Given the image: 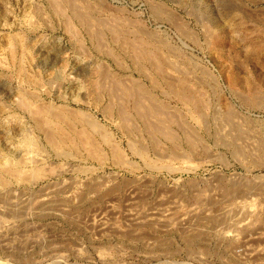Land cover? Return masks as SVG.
I'll use <instances>...</instances> for the list:
<instances>
[{
	"label": "rangeland",
	"instance_id": "obj_1",
	"mask_svg": "<svg viewBox=\"0 0 264 264\" xmlns=\"http://www.w3.org/2000/svg\"><path fill=\"white\" fill-rule=\"evenodd\" d=\"M230 105L264 121V0H0V264H264Z\"/></svg>",
	"mask_w": 264,
	"mask_h": 264
},
{
	"label": "bare ground",
	"instance_id": "obj_2",
	"mask_svg": "<svg viewBox=\"0 0 264 264\" xmlns=\"http://www.w3.org/2000/svg\"><path fill=\"white\" fill-rule=\"evenodd\" d=\"M155 9V8H154ZM68 10V9H67ZM106 23V22H105ZM96 31V30H95ZM78 32V31H77ZM183 35V34H182ZM208 41V40H207ZM258 43V42H257ZM261 44V43H260ZM255 45V44H254ZM259 45V44H258ZM252 46V45H251ZM251 46H250V48H251ZM249 47V46H248ZM258 48V47H257ZM253 50H254V48H252ZM133 50V49H132ZM135 50V49H134ZM257 50H259V49H257ZM249 51H250V49H249ZM248 51V52H249ZM255 52V51H254ZM257 53H258V51H256ZM99 54V53H98ZM260 54V53H259ZM263 58V57H262ZM231 75V74H230ZM29 77V76H28ZM100 77V76H99ZM228 77H230V76H228ZM231 77H232V75H231ZM235 77V76H234ZM225 79V78H224ZM231 79V78H230ZM236 80H237V78H236ZM245 80V79H244ZM243 80V81H244ZM228 81V80H227ZM235 81V80H234ZM229 82H230V80H229ZM232 82V81H231ZM234 83V82H233ZM239 84H241V83H239ZM244 84V83H243ZM232 85V84H231ZM234 86V85H233ZM242 87H244V86H242ZM125 89V88H124ZM245 89V88H244ZM120 90V89H119ZM129 90V89H128ZM230 90V89H229ZM126 93V92H125ZM129 93V92H128ZM127 93V95H131V94H128ZM21 94V93H20ZM134 95V94H133ZM132 96V95H131ZM130 96V97H131ZM21 98V97H20ZM24 98V97H23ZM25 99V98H24ZM24 99H21V100H19L20 102H19V104H20V106H27V104L26 103H28V102H26V100H24ZM132 99V98H131ZM145 99V98H144ZM185 101H186V99H185ZM263 101V100H262ZM134 103L136 102V101H133ZM149 102V101H148ZM191 102V101H190ZM229 103V102H228ZM18 104V105H19ZM227 104V103H226ZM225 104V105H226ZM230 104V103H229ZM29 105V104H28ZM135 105V104H134ZM140 104H138V100H137V102H136V105H135V107L137 108V109H141L144 105H142V107H141V105L139 106ZM148 105V104H147ZM132 106H133V104H132ZM149 106V105H148ZM29 107L30 106H28L27 108L29 109ZM151 107L152 108H154L155 106L153 105H151ZM157 107V106H156ZM27 108H26V110H27ZM42 108H44V107H42ZM47 108V107H46ZM50 106H49V108H47V110H46V112L47 111H49L50 110ZM133 108H134V106H133ZM151 108V109H152ZM38 109H39V107H38ZM38 109H36V111L38 110ZM135 109V108H134ZM133 109V110H134ZM143 109V108H142ZM145 109H146V107H145ZM145 109H144V111H145ZM33 110V109H32ZM41 110V109H40ZM40 110H38L39 112H41ZM45 110H43V111H45ZM147 110V109H146ZM155 110V109H154ZM37 111V112H38ZM122 111H123V109H122ZM135 112H136V110H134ZM151 111H153V109L151 110ZM158 111V110H157ZM160 111V110H159ZM159 111L158 112H155V113H158L159 114ZM46 112H43V113H46ZM138 112L139 113H141V112H143V110H138ZM146 112H148V111H146ZM146 112L144 113V114H146ZM154 112V111H153ZM152 112V113H153ZM215 112V111H214ZM246 112H247V110H246ZM36 113V112H35ZM34 113V114H35ZM66 113V112H65ZM73 113V112H72ZM121 114H122V112H120ZM119 113V114H120ZM124 113V112H123ZM154 113V114H155ZM225 113V112H224ZM264 113V112H263ZM30 114V113H29ZM70 114L71 113H69V116H70ZM78 114V115H77ZM77 114H75L74 116L76 117V115H77V117L78 116H83L84 114H82V113H77ZM136 114V113H135ZM138 114V113H137ZM148 114V113H147ZM153 114V115H154ZM243 114V113H242ZM241 113H239L238 111H236V110H234V108L230 105V106H227V109H226V113H225V116L223 115L222 116V119H224V122H226L229 126H231V128H234V129H237L239 132H241V131H244L245 133L246 132H250V133H253V134H255L256 136H258L259 137V139L262 141V144H264V121H258V119L257 120H254V119H251V118H249V117H245V116H243ZM254 114V113H253ZM56 115L58 116V114L56 113ZM56 115H53L54 117H56L57 118V116ZM123 115V114H122ZM125 115V114H124ZM139 116L141 115V114H138ZM149 115V114H148ZM156 115V114H155ZM35 116V115H34ZM40 116V115H39ZM46 116H47V114H46ZM87 116V115H86ZM137 116V115H136ZM142 116H143V114H142ZM158 116H160V115H158ZM161 116H162V113H161ZM49 117V116H48ZM51 117V116H50ZM53 117V118H54ZM71 117H73L72 115H71ZM129 117V116H128ZM141 117V116H140ZM176 117V116H175ZM34 118V117H33ZM32 118V119H33ZM61 118H62V116H61ZM64 118H67V117H64ZM81 118V117H80ZM89 118V117H88ZM122 118V117H121ZM146 118V117H145ZM151 118H153L152 116H151ZM155 118H156V116H155ZM160 118V117H159ZM42 119V118H41ZM72 119V118H71ZM82 119V118H81ZM87 118H85V116H84V120L83 121H85V123L89 126V124H90V126L91 127H97V125L96 124H94V123H92V121L89 123V122H87V120H86ZM147 119V118H146ZM68 120V119H67ZM76 120V119H75ZM121 120H124V119H121ZM143 120V119H142ZM35 121H39V120H35ZM34 121V122H35ZM40 121H42V120H40ZM39 121V122H40ZM49 121V120H48ZM56 121H59V120H56ZM77 121V120H76ZM154 121V120H153ZM47 122V121H46ZM62 122V121H61ZM79 122V121H78ZM94 122V121H93ZM121 122H125V121H121ZM148 122H150V121H148ZM159 122V121H158ZM175 122V121H174ZM42 123H45L44 121H42ZM89 123V124H88ZM161 123V122H160ZM221 123V122H220ZM35 124H37L36 122H35ZM49 124V123H48ZM64 124H65V122H64ZM148 124V123H147ZM205 124V123H204ZM38 125H40V124H38ZM50 125V124H49ZM96 125V126H95ZM149 125H152V122L149 124ZM43 126V125H42ZM89 126V127H90ZM122 126V125H121ZM127 126H130V125H127ZM39 127H41V126H39ZM99 127V126H98ZM97 127V128H98ZM154 127H156V126H154ZM42 128H44V127H42ZM42 128H38L39 130H42ZM46 128L48 129V127H47V125H46ZM124 128V127H123ZM131 128V127H130ZM146 128V127H145ZM151 128H153V126H151ZM150 128V129H151ZM73 129V128H72ZM94 129V128H93ZM125 130L127 129V128H124ZM147 129V128H146ZM154 129V128H153ZM152 129V130H153ZM156 129H158L159 130V128H156ZM74 130V129H73ZM166 130V129H165ZM58 131V130H57ZM56 131V132H57ZM171 131V130H170ZM42 132V131H41ZM53 132V131H52ZM124 132V131H123ZM126 132H127V130H126ZM235 132V131H234ZM243 132V133H244ZM127 133H129L130 134V132H127ZM242 133V132H241ZM52 135L53 134H51L49 131H44V133H43V136H44V140L46 141V143H48V144H50V145H52V146H56V145H53V143H55V141L53 140V138H52ZM247 135H248V133H247ZM160 136V135H159ZM250 136V135H249ZM261 137V138H260ZM68 138V137H67ZM252 138V137H251ZM254 138V137H253ZM29 139V138H28ZM236 139H237V137H236ZM68 140V139H67ZM241 140V139H240ZM259 141V140H258ZM32 143V142H31ZM31 143H30V140H27L26 142H24L23 143V145L25 144L26 146H30L31 145ZM35 143V142H34ZM90 144V143H89ZM261 144V143H260ZM261 144V145H262ZM49 145V146H50ZM258 145H259V143H258ZM260 146V145H259ZM28 148H31V150H32V147L30 146V147H28ZM33 148H34V146H33ZM262 148V147H261ZM27 149V148H26ZM54 149H55V147H54ZM114 149V148H113ZM113 149H112V151H113ZM34 150V149H33ZM118 153V152H117ZM24 154V153H23ZM31 154V153H30ZM116 154V153H115ZM92 156V155H91ZM262 156H263V154H262ZM27 157H29V156H27ZM60 157V156H59ZM122 157H123V155H122ZM264 157V156H263ZM20 161V160H19ZM27 162V161H26ZM260 164V163H259ZM255 165L253 168H255L254 170H257V171H261V170H264V162H261V164L260 165ZM12 165V164H11ZM19 165V164H18ZM17 166V165H16ZM20 166V165H19ZM253 166V165H252ZM12 168V167H11ZM254 170H251V169H247L246 170V172L248 173V174H251ZM6 171V173L8 172L7 170H5ZM19 171V170H18ZM9 172H12V171H9ZM14 172V173H13ZM12 173L13 174H15V175H18V174H16L15 172H17V170L16 171H13ZM19 172H21V174L23 175V173H22V171H19ZM8 174H11V173H8ZM19 177H22L21 175H19ZM22 179V178H21ZM254 180H256V181H261V180H264V176L263 177H255L254 178ZM3 181H1V183H2ZM3 184H5V183H3ZM3 184H1V185H3ZM250 213V212H249ZM249 215V214H248ZM256 215V214H255ZM250 216H245L244 218L246 219V218H249ZM253 217V216H252ZM252 217H250V218H252Z\"/></svg>",
	"mask_w": 264,
	"mask_h": 264
}]
</instances>
